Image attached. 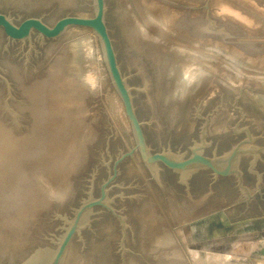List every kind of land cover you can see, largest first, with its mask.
Instances as JSON below:
<instances>
[{"label": "rangeland", "instance_id": "374dc122", "mask_svg": "<svg viewBox=\"0 0 264 264\" xmlns=\"http://www.w3.org/2000/svg\"><path fill=\"white\" fill-rule=\"evenodd\" d=\"M106 5V24L151 152L170 149L188 156L194 141L200 142L207 121L205 153L210 156L215 150L218 155L228 153L247 138L246 132L236 133V125L238 130L248 127L255 145L264 147V0H106ZM94 9V0H0V12L15 23L34 16L53 24L65 15L92 16ZM177 16L184 20L174 22ZM134 24H141L147 33L152 30L155 38L142 44ZM153 29L160 30L161 36ZM72 34L76 39L70 38ZM91 36L101 49L104 76L88 90L75 80L79 74L73 61L78 55L73 54L78 39ZM141 45L148 53L140 52ZM161 45L165 52L170 46L178 47L179 53L193 51L205 65L199 74L204 75L201 83L206 86L201 88L199 82L192 95L184 94L187 102L174 112L165 108L170 104L163 98L157 76V59H173L174 49L166 54ZM139 56L142 60L136 59ZM67 59L70 62L65 63ZM104 64L100 41L88 28L70 27L51 39L34 32L31 40L23 42L10 39L0 27V264H23L40 254L51 256L75 210L84 200L99 196L114 161L136 148L122 100ZM178 71L172 70L173 86ZM45 87L49 94L46 99L41 94L37 103L38 92ZM181 92L174 89V94ZM51 106L54 110L48 122L40 110ZM43 132L46 135L41 139L38 136ZM254 161L253 154L240 158L253 187V178L260 179L259 170H264V152L253 166ZM210 177L209 171L201 170L188 185L182 184L178 173L161 164L146 165L137 151L135 159L126 158L120 165L109 191L111 206L128 225L125 250L118 218L97 207L84 219L63 264H241L250 258L264 264V255L255 251L264 241L256 245L243 234L226 237L251 230L250 225L222 228L220 220L194 221L192 217L200 211L185 220L189 205L200 206V193L207 189ZM232 177L229 182L234 186L237 179ZM189 187L193 193L186 194ZM237 189L232 194L239 197ZM14 225L20 229H13ZM167 233L170 239H165ZM218 235H223L220 242L224 245H218ZM11 246L17 249L12 254L8 252L13 251Z\"/></svg>", "mask_w": 264, "mask_h": 264}, {"label": "water", "instance_id": "95a60500", "mask_svg": "<svg viewBox=\"0 0 264 264\" xmlns=\"http://www.w3.org/2000/svg\"><path fill=\"white\" fill-rule=\"evenodd\" d=\"M94 7V14L92 16L65 15L60 17L53 24H48L41 18L34 16L26 17L20 23H15L9 16L0 12V27L5 34L10 39L23 42L31 40L34 32H38L40 35L51 39L63 35L70 27H84L90 29L100 41L108 73L115 90L122 100L124 113L131 125L136 141V148H132L121 154L114 161L112 167L109 168L108 175L100 186L99 196L84 200L75 210L73 218L67 221V228L58 241V246L51 256L40 254L37 258L29 259L23 264H63L74 237L80 234L83 229L84 219L90 211L97 207L109 210L118 218L122 228L121 245L123 250H125L124 240L126 238V228L128 225L125 217L111 206L109 191L112 183L119 175L120 165L126 158L135 159L137 151L139 152L141 160L146 165L152 167L155 164L161 163L173 172L178 173L182 184L188 185L189 180L197 172L209 170L212 172L215 181L220 177L226 178L236 176L240 190L242 192H247V198L244 200L247 207L253 197L250 189L244 184L240 158L243 155L253 154L255 157L254 166L256 159L259 157V153L264 152V147L255 145L256 138L252 135L248 127L238 130V125L235 126L236 133L240 134L246 132L247 138L239 141L230 152L221 155H218L216 150L211 156L205 153V148L209 146L206 140L208 121L201 128L200 142L194 141L193 145L190 147L188 156L178 155L170 149L161 152H151L149 150L143 129V122L136 113L131 89L127 84L126 78L123 76L118 55L106 24V0H94ZM260 182L261 181H259V183Z\"/></svg>", "mask_w": 264, "mask_h": 264}, {"label": "bare ground", "instance_id": "6f19581e", "mask_svg": "<svg viewBox=\"0 0 264 264\" xmlns=\"http://www.w3.org/2000/svg\"><path fill=\"white\" fill-rule=\"evenodd\" d=\"M162 1V0H161ZM28 2V1H27ZM31 2V1H30ZM151 2H152V0H151ZM29 3V2H28ZM27 3V4H28ZM124 3V2H123ZM149 3H150V1H149ZM157 3V2H156ZM155 3V4H156ZM25 4V3H24ZM71 4H72V2H71ZM76 4H77V2H76ZM82 4V3H81ZM146 5V4H145ZM148 6V5H147ZM150 7V6H149ZM152 9H154V8H152ZM174 9V8H173ZM156 10V9H155ZM169 10V9H168ZM159 11H163V10H159ZM158 11V12H159ZM170 11V10H169ZM172 11V10H171ZM170 11V12H171ZM166 12H167V10H166ZM155 13H157V12H155L154 11V13H152L154 16H152L151 14H150V18H151V20H154V17H155ZM174 13V12H173ZM168 14V13H167ZM129 15V14H128ZM169 15V14H168ZM172 15V14H171ZM170 16V15H169ZM185 16V15H184ZM182 17H183V15H182ZM167 19V18H166ZM142 20H144V19H142ZM141 20V21H142ZM172 20L174 21V22H176V23H179L178 21L180 20V21H183L182 20V18H179V16H177L176 17V19L175 18H172ZM196 20V19H195ZM145 21V20H144ZM162 21H164V20H162ZM170 21V20H169ZM169 21L168 22H166V23H169ZM186 21V20H185ZM146 22V21H145ZM149 22H150V19H149ZM154 22V21H153ZM163 23V22H162ZM165 23V22H164ZM151 24V23H150ZM149 24V25H150ZM190 24V23H189ZM200 24V23H199ZM135 25V24H134ZM141 24H136L135 25V27L138 29L137 30V32L140 34L139 36L141 37L140 39L142 40V44L143 43H145V42H143V41H151V40H147L148 38H155V36L154 35H152V34H150V33H152L151 31V29H149V30H151V31H149L150 33H147V31L144 29V28H142L141 26H140ZM144 25V24H143ZM148 25V26H149ZM169 25V24H168ZM146 26H147V22H146ZM150 26H152V24L150 25ZM150 26L148 27V28H150ZM166 26V25H165ZM164 26V27H165ZM179 26V25H178ZM145 27V26H144ZM155 27V26H154ZM154 27H152V28H154ZM172 27H174V24L172 25ZM176 27V26H175ZM174 27V28H175ZM181 27V26H180ZM185 27V26H184ZM147 28V27H146ZM174 28H172V29H174ZM133 29V28H132ZM135 29V28H134ZM133 29V30H134ZM156 29V28H155ZM155 29H153L154 31H155V33L158 31H160V30H158L157 29V31L155 30ZM166 29H167V27H166ZM168 29H171V26H170V28H168ZM182 29H184V28H182ZM162 30V29H161ZM199 30V29H198ZM135 31V30H134ZM170 31V30H169ZM174 31V30H173ZM180 31V30H179ZM185 31V30H184ZM188 31V30H187ZM136 32V33H137ZM158 32H157V34H158ZM163 32V31H162ZM182 32V31H181ZM133 33V32H132ZM137 33V34H138ZM161 32H159V36H161V34H160ZM165 33V32H164ZM190 33V32H189ZM198 33L199 32H197V35H198ZM169 34V33H168ZM182 34V33H181ZM126 35H128V34H126ZM163 35V34H162ZM165 35V34H164ZM189 35V34H188ZM191 35V34H190ZM216 35V34H215ZM93 36V35H92ZM86 37L85 39H83V41H80L79 39H78V43H79V45L77 44V49L75 50V52H74V54L73 55H78L77 56V60L76 59H74V63H73V65L75 66L74 68H76L77 69V71H78V74H79V76L77 75V77H79V78H76L75 77V80L76 81H80V83L81 82H83L84 83V85H86L87 86V89H88V87H94V86H96V84L98 85V84H100L101 83V80H103L102 79V77L104 76L102 73V61L100 60V54H99V52H98V50L100 51L101 49H98V44H97V41H96V39L94 38V37ZM133 36V35H132ZM131 36V37H132ZM196 36V35H195ZM200 36V35H199ZM69 37H70V35H69ZM68 37V38H69ZM157 37V36H156ZM198 37V36H197ZM196 37V38H197ZM201 37V36H200ZM206 37V36H205ZM204 37V38H205ZM71 39L73 38V39H76V36H74V34H72L71 35V37H70ZM69 38V39H70ZM126 38H128V37H126ZM162 38H164V37H162ZM167 38H169L168 36L166 37V39ZM64 39V38H63ZM160 39V38H159ZM165 39V40H166ZM174 39V38H173ZM176 39V38H175ZM209 39V38H208ZM134 40V39H133ZM164 40V39H163ZM178 40V39H177ZM187 40V39H186ZM195 40V39H194ZM202 40H203V38H202ZM205 40V39H204ZM209 40H211V39H209ZM71 41V40H70ZM75 41H77V40H75ZM168 41H169V39H168ZM185 41V40H184ZM192 41V40H191ZM80 42L82 43V44H80ZM135 42V41H134ZM154 42V41H153ZM166 42V41H165ZM173 42V41H172ZM175 42V41H174ZM132 43V42H131ZM139 43V42H138ZM141 43V42H140ZM147 43V42H146ZM181 43V42H180ZM184 43V42H183ZM196 43V42H195ZM156 44V43H155ZM168 44V43H167ZM173 44V43H172ZM171 44V45H172ZM178 44H179V42H178ZM67 45V44H66ZM133 45V44H132ZM137 45H140V44H137ZM145 45V44H144ZM183 45H188V44H183ZM98 46V47H97ZM152 46V45H151ZM174 46H175V44H174ZM182 46V45H181ZM137 47V46H136ZM141 48H139V50H140V52L141 53H148L147 52V50H146V48L145 47H143V45H141L140 46ZM143 47V48H142ZM156 48L158 47L157 46V44H156V46H155ZM165 47V46H164ZM173 46H170V48H168V47H166V48H168V52L169 51H171V49H174V50H172V52H173V54L175 55V57L173 58V59H171L172 58V56L169 58V61H166L165 59H163V56L161 57L160 55H162V54H160L159 56L161 57V58H159V59H157L158 61H157V63H158V67H157V76H158V79H159V81H158V83H159V85H161V92H162V94L164 95V97L163 98H165L164 100L166 101L167 100V102H168V104H170L169 106H165V108H167V110L169 109V110H171L170 108H172V110L171 111H175V110H178V109H181L183 106H184V104H185V102H187V99L188 98H186L185 97V95L188 93V94H193V93H191L193 90H195V88L196 87H198V86H201V88L202 87H204V86H206V83H201V79H202V76H204L203 74H202V76L199 74V72L200 73H202V72H204V69H205V65L203 64V58L201 57V56H194L193 54H195V53H193L192 54V52L191 51H189V50H187L188 52H184V51H181L180 53H179V49H178V47L177 48H175V47H173ZM246 47V46H245ZM166 48H165V50H166ZM190 49L191 47H187L186 49ZM148 49V48H147ZM153 49V48H152ZM161 49L163 50V47H162V45H161ZM183 49V48H182ZM192 49V48H191ZM138 50V49H137ZM161 50V51H162ZM158 51V50H157ZM164 51V50H163ZM136 52H138V51H136ZM135 52V53H136ZM165 52V51H164ZM168 52H165L166 54L168 53ZM101 53V52H100ZM150 53H152V52H150ZM149 53V54H150ZM157 54V53H156ZM159 54V53H158ZM147 55V54H146ZM163 55H164V53H163ZM185 55V56H184ZM148 56V55H147ZM151 56H152V54H151ZM154 56H155V54H154ZM192 56H194V57H192ZM166 57V56H165ZM164 57V58H165ZM233 57V56H232ZM132 58V57H131ZM153 58V57H152ZM151 58V59H152ZM71 59V58H70ZM70 59H67V61L65 62V63H67ZM136 59H141L142 60V58H140V56H139V58H136ZM153 59H155V57L153 58ZM217 59H219V58H217ZM140 60V61H141ZM222 60V59H221ZM221 60L219 59L218 60V62H221ZM104 61V60H103ZM133 61V60H132ZM144 61V60H143ZM142 61V62H143ZM210 61V60H209ZM216 61V60H215ZM70 62V61H69ZM134 62V61H133ZM136 62H138V61H136ZM142 62H141V64H142ZM150 62H152V61H150ZM175 62H177L176 63V68H174V67H172V64H174ZM156 63V64H157ZM172 63V64H171ZM102 64V65H101ZM153 64V63H152ZM216 64V63H215ZM105 65V64H104ZM220 65H221V63H220ZM219 65V66H220ZM105 67H106V65H105ZM223 67V66H222ZM140 68H141V66H140ZM221 68V67H220ZM174 69H178L179 71H178V74H176L174 77H175V81L177 82H175L174 81V86H173V81H172V79H171V76H173V72H172V70H174ZM224 69V68H223ZM222 69V70H223ZM171 71V72H169V71ZM210 70V69H209ZM219 70V69H218ZM107 71V70H106ZM145 71V70H144ZM146 74V73H145ZM261 74V73H260ZM107 75V74H106ZM143 75V74H142ZM236 75V74H235ZM53 76V75H52ZM57 76V75H56ZM221 76V75H220ZM216 77V76H215ZM74 79V78H73ZM212 80H213V78H211ZM215 79V78H214ZM52 80V79H51ZM56 80V79H55ZM238 80V79H237ZM48 81V80H47ZM201 84H200V83ZM204 82V81H203ZM214 82V81H213ZM200 85H199V84ZM210 83V82H209ZM216 83V82H215ZM225 83V82H224ZM50 84H52V83H50ZM196 84V85H195ZM197 84H198V86H197ZM211 84V83H210ZM229 85V84H228ZM47 86H49V85H47ZM210 86V85H209ZM158 88V87H157ZM174 89H180L182 92L181 93H176V94H174ZM89 90V89H88ZM93 90V89H92ZM98 90V89H97ZM160 90V89H159ZM197 90V89H196ZM195 90V91H196ZM46 91H48V93L46 92ZM178 91V90H177ZM98 92V91H97ZM160 92V91H159ZM194 92V91H193ZM87 93H88V91H87ZM197 93V92H196ZM42 94V98L43 99H46V97L48 96V94H49V89H48V87H45V90H39V92H38V95H37V98H36V102L37 103H41V98H40V95ZM89 94V93H88ZM161 94V95H162ZM185 94V95H184ZM51 96V95H50ZM187 96V95H186ZM187 97H189V96H187ZM160 103H161V101H160ZM193 104V103H192ZM191 104V105H192ZM161 105V104H160ZM165 105H167V104H165ZM121 106V105H120ZM53 107L54 106H51L50 108H48V109H46V110H40L41 111V117H42V119H48L47 121L49 122L50 120H51V113L53 112ZM34 108H36V106L34 107ZM118 108V107H117ZM32 109V108H31ZM34 110V109H33ZM122 110V109H121ZM121 110H120V112H121ZM83 111V110H82ZM173 111V112H174ZM85 112V111H84ZM164 112V111H163ZM172 112V113H173ZM83 113V112H82ZM171 113V112H170ZM180 113V112H179ZM121 114H122V112H121ZM85 116V115H84ZM83 116V117H84ZM179 116V115H178ZM50 119V120H49ZM124 119V118H123ZM176 120V119H175ZM128 121V120H127ZM90 124V123H89ZM173 124V123H172ZM35 134H37V133H35ZM34 134V135H35ZM51 134V133H50ZM86 134V133H85ZM44 135H46V133L45 132H43V133H41V134H39V136L38 137H40L41 139H42V137H44ZM73 135V134H72ZM53 136V135H52ZM65 136V135H64ZM59 137V136H58ZM73 137V136H72ZM72 137H70V138H72ZM64 138V137H63ZM75 138V137H74ZM16 139H18V138H16ZM46 139V138H45ZM20 140H22V139H20ZM28 139H26L25 141H27ZM17 141V140H16ZM19 141V140H18ZM22 141H24V140H22ZM45 141V140H44ZM67 141V140H66ZM14 142V141H13ZM15 143V142H14ZM18 143V142H17ZM26 143V142H25ZM44 143V142H43ZM66 143V142H65ZM69 143V142H68ZM79 143V142H78ZM13 144V143H12ZM73 144V143H72ZM71 144V145H72ZM24 145V144H23ZM13 146V145H12ZM14 146H16V145H14ZM27 146V145H26ZM47 146V145H46ZM72 146H74V145H72ZM23 147V146H22ZM21 147V148H22ZM13 149V148H12ZM18 150V149H17ZM16 151V150H15ZM25 151V150H24ZM72 151V150H71ZM137 151V150H136ZM17 153V152H16ZM13 154V153H12ZM71 154V153H70ZM17 155H18V153H17ZM16 155V156H17ZM74 155V154H73ZM14 157H15V155H14ZM75 157V156H74ZM13 161V160H12ZM14 161H16V160H14ZM7 170V169H6ZM3 171V170H2ZM0 173H2V172H0ZM0 176H2V174H0ZM1 179V178H0ZM67 183V182H66ZM14 190V189H13ZM234 190V189H233ZM216 201H218V199L216 200ZM171 202V201H170ZM200 202H201V200H200ZM199 202V203H200ZM3 203V202H2ZM203 202H201L199 205H200V207H201V204H202ZM210 203V202H209ZM10 204V203H9ZM204 204V203H203ZM215 204V203H214ZM213 203H210V204H208V203H205L204 204V207H203V209L201 210V212L202 213H206L207 211H210L211 209H213V207H215V206H213L214 205ZM163 205V204H162ZM172 205V204H171ZM185 205H187V204H185ZM194 205V204H193ZM197 205V204H196ZM195 205V206H196ZM173 206V205H172ZM198 206V205H197ZM203 206V205H202ZM213 206V207H212ZM189 208H187L186 210H188V213L189 214H187V212L185 213V214H187V216L185 217V220L187 219V218H190L191 217V215H193L194 213H196L195 211H198V210H196V208H193L194 206H188ZM212 207V208H211ZM6 208V207H5ZM7 209V208H6ZM12 209V208H11ZM15 209V208H14ZM184 209V208H183ZM0 211H2V210H0ZM202 213H200V214H202ZM199 214V215H200ZM184 215V214H183ZM193 217H197V216H193ZM192 217V218H193ZM7 218V217H6ZM15 218V217H14ZM191 218V219H192ZM188 220V219H187ZM34 222V221H33ZM28 223V222H27ZM32 223V222H31ZM157 224V223H156ZM15 226V225H14ZM29 227V226H28ZM13 228V227H12ZM17 229V230H19L20 228L19 227H14L13 229ZM22 228H23V226H22ZM27 230V229H26ZM163 231V230H162ZM166 232H168V231H166ZM13 234H14V232H13ZM18 235V234H17ZM170 234L169 233H167L164 237H165V239H170L169 236ZM11 236V235H10ZM19 236V235H18ZM25 236V235H24ZM169 236V237H168ZM166 237H168V238H166ZM3 238V237H2ZM15 239V238H14ZM10 240H11V238H10ZM20 240V239H19ZM26 241V240H25ZM22 242V241H21ZM164 242V241H163ZM18 243V242H17ZM16 244V243H15ZM165 244V243H164ZM17 245V244H16ZM22 245V244H21ZM28 246V245H27ZM170 246V245H169ZM5 247H7V246H5ZM12 247V246H11ZM16 247V246H15ZM15 247H12V250L13 251H8L10 254H12V253H14L17 249L15 248ZM198 253V252H197ZM166 254V253H165ZM169 254V253H168ZM196 254V253H195ZM172 255L173 256H178V253L176 252H173L172 253ZM199 255V254H198ZM77 257V256H76ZM171 257V256H170ZM179 258V257H178ZM174 259V258H173ZM196 259V258H195ZM99 260V259H98ZM176 260H177V258H176ZM75 262V261H74ZM178 262V261H177ZM76 264H78L77 262H75ZM92 263V262H91ZM183 263V262H182ZM87 264H88V262H87ZM179 264V263H178Z\"/></svg>", "mask_w": 264, "mask_h": 264}, {"label": "flooded vegetation", "instance_id": "af4514ba", "mask_svg": "<svg viewBox=\"0 0 264 264\" xmlns=\"http://www.w3.org/2000/svg\"><path fill=\"white\" fill-rule=\"evenodd\" d=\"M163 151V150H161ZM161 151H157V152H161ZM161 164V163H159ZM163 165V164H161ZM164 166V165H163ZM165 167V166H164ZM166 169H168L166 167ZM170 170V169H168ZM259 170V169H258ZM172 171V170H170ZM205 171H209V170H205ZM243 171V177H244V184L250 189V192L252 194V199L250 200L249 206L247 207V204L244 202V200L247 198V192L244 191H240V188L238 187V180L235 181L234 186L230 185L229 182V177H220L218 178L216 181L213 177V174L211 171L210 172V180L208 182L207 185V189L204 190L203 192L200 193V195L202 196V202L205 204L206 202H210V203H215L213 207V209H211L210 211H207L206 213L204 212V214L201 212V210L204 207V204H201V207L198 206L196 208V210H198V212L200 211V213L202 214H198L197 217H193L194 221H202L205 220L207 218H211L213 220H220V224L222 226V228L224 227V225H227L228 227L230 226H242L246 225V226H251V230L248 231H239V232H234L232 234H227L226 237L228 238H240L241 234L244 235V237H246L247 239H252L254 240V243L258 242H262L264 241V170L260 171L261 173H259V177H261V183H259L260 179H256L255 177L253 178L255 181L254 187L251 186V184L248 183L247 181V177L249 174L244 173ZM251 175V174H250ZM236 177V176H234ZM234 177H232V179H235ZM193 179V177H192ZM192 179L190 181H192ZM237 179V177H236ZM201 180V179H199ZM205 185V183H203V186ZM201 186V183H200ZM235 188H238V192L241 193V195L238 197L234 196L232 193L235 191L233 190ZM189 191H186V194H190V192L193 193V188L189 187ZM230 197L232 199H230ZM204 198V199H203ZM218 199V201H216ZM208 203V204H210ZM203 205V206H202ZM226 216H223V215ZM250 229V228H249ZM208 233V232H206ZM221 237V238H220ZM223 235H218L217 240L219 239L218 245H220L223 241L222 238ZM224 243V242H223ZM221 245H224V244ZM206 249H210V248H206ZM216 249V248H214ZM213 249V250H214ZM257 250V252H259V254L264 255V245L260 244L257 246V249H255V251ZM202 251V249H201ZM252 253V252H251ZM250 254V253H249ZM253 254V253H252ZM250 261H248L247 263H241V264H260L256 262V259H248Z\"/></svg>", "mask_w": 264, "mask_h": 264}]
</instances>
